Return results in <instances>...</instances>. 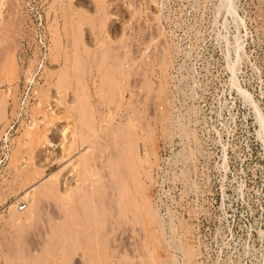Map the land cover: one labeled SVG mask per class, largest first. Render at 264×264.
Returning <instances> with one entry per match:
<instances>
[{
	"label": "rangeland",
	"instance_id": "374dc122",
	"mask_svg": "<svg viewBox=\"0 0 264 264\" xmlns=\"http://www.w3.org/2000/svg\"><path fill=\"white\" fill-rule=\"evenodd\" d=\"M3 133L0 264H264V0H0Z\"/></svg>",
	"mask_w": 264,
	"mask_h": 264
},
{
	"label": "bare ground",
	"instance_id": "6f19581e",
	"mask_svg": "<svg viewBox=\"0 0 264 264\" xmlns=\"http://www.w3.org/2000/svg\"><path fill=\"white\" fill-rule=\"evenodd\" d=\"M152 47V46H151ZM151 50V49H150ZM141 51V50H140ZM149 51V50H148ZM155 51V50H154ZM145 52V51H144ZM149 53H150V51H149ZM153 53V52H152ZM125 55V54H124ZM152 55V54H151ZM150 55V56H151ZM147 56V55H146ZM145 56V57H146ZM109 57V56H108ZM129 57V56H128ZM136 57V56H135ZM144 57V56H143ZM110 58V57H109ZM124 58H125V56H124ZM124 58H122V59H124ZM103 59V58H102ZM121 59V60H122ZM130 59V58H129ZM137 59V58H136ZM165 59H167V58H165ZM114 60H115V57H114ZM103 61V60H102ZM123 61V60H122ZM135 61V60H134ZM105 62V61H104ZM114 62H117L116 60L114 61ZM127 62V61H126ZM130 62V61H129ZM131 62H132V60H131ZM130 62V63H131ZM146 62V61H145ZM162 62V61H161ZM77 63V62H76ZM89 63V62H88ZM111 63H113V62H111ZM130 63H129V65L128 66H130ZM133 63V62H132ZM138 63V62H137ZM163 63V62H162ZM98 64V63H97ZM115 64V63H114ZM123 64V63H122ZM144 64H146V63H144ZM168 64V63H167ZM104 65V64H103ZM110 65V64H109ZM113 65V64H112ZM162 65V64H161ZM117 66V65H116ZM123 66V65H122ZM110 67V69H112L111 68V66H108V68ZM151 67V66H150ZM158 67V66H157ZM117 68H118V66H117ZM121 68H123V67H121ZM126 68V67H125ZM116 69V68H115ZM120 69V68H119ZM127 69V68H126ZM135 69V68H134ZM108 70V69H107ZM118 70V69H117ZM165 70H167L166 68H165ZM164 70V71H165ZM119 71V70H118ZM149 71V70H148ZM153 71V70H152ZM131 72V71H130ZM133 72H135V71H133ZM107 73V72H106ZM113 73V72H112ZM163 73V72H162ZM132 74H134V73H132ZM143 74V73H142ZM122 75H124V74H122ZM117 76V75H116ZM121 76V75H120ZM111 78H114V77H111ZM106 80H108V79H106ZM111 80V79H110ZM140 80V79H139ZM147 80V79H146ZM164 80V79H163ZM166 80V79H165ZM104 81V80H103ZM131 81V80H130ZM133 81V80H132ZM108 82V81H107ZM102 83V82H101ZM148 84V83H147ZM147 84H145V85H147ZM129 85V84H128ZM127 85V86H128ZM144 85V86H145ZM103 86V85H102ZM118 86V85H117ZM109 87V86H108ZM129 87V86H128ZM131 87H133V86H131ZM130 87V88H131ZM107 88V87H106ZM149 91V90H148ZM151 91V90H150ZM143 92V91H142ZM130 93V92H129ZM144 93V92H143ZM124 94V93H123ZM130 94H132V93H130ZM156 94V93H155ZM97 95H98V93H97ZM150 96V95H149ZM115 97V96H114ZM136 97V96H135ZM145 97V96H144ZM143 97V98H144ZM124 99V98H123ZM132 99V98H131ZM133 99H134V97H133ZM89 100V99H88ZM140 100V99H139ZM145 100H147L146 98H145ZM155 100V99H154ZM157 100V99H156ZM143 101V100H142ZM159 102V101H158ZM157 102V103H158ZM132 103V102H131ZM165 103V102H164ZM143 106V105H142ZM121 107V106H120ZM129 107H127V109H128ZM126 109V110H127ZM129 110V109H128ZM156 110H157V108H156ZM133 112H135V111H133ZM138 112V111H137ZM97 113V112H96ZM124 113V112H123ZM163 113V112H162ZM88 114V113H87ZM99 114V113H98ZM129 115V114H128ZM137 115V114H136ZM127 116V115H126ZM121 117V116H120ZM130 118H131V116H129ZM112 118V117H111ZM162 118V117H161ZM167 118V117H166ZM114 119V118H113ZM128 119V118H127ZM95 120V119H94ZM103 120V119H102ZM84 121V120H83ZM141 121V120H140ZM120 122V121H119ZM133 121H131V123H132ZM167 122V121H166ZM121 123V122H120ZM81 124V123H80ZM84 124V123H83ZM134 124V123H133ZM120 125V124H119ZM129 125V124H128ZM127 127V126H126ZM131 127V126H130ZM145 127V126H144ZM87 128V127H86ZM116 128V127H115ZM133 128V127H132ZM137 128V127H136ZM89 129V128H88ZM138 129V128H137ZM141 130V129H140ZM147 130V129H146ZM93 131V130H92ZM123 131V130H122ZM124 131H127V130H124ZM101 132V131H100ZM108 132V131H107ZM131 132H134L133 130L132 131H130V135H131ZM127 133H129V130H128V132ZM140 133H142V132H140ZM121 134V133H120ZM123 134V133H122ZM121 134V135H122ZM126 134V133H125ZM125 136H127V135H125ZM132 136V135H131ZM98 137V136H97ZM135 138H137V137H135ZM128 140V139H127ZM118 143V142H117ZM116 143V144H117ZM123 143H124V141H123ZM132 143H133V141H132ZM98 144V143H97ZM122 144V143H121ZM114 145V144H113ZM122 145H124V144H122ZM129 145V144H128ZM118 146H120V143H119V145ZM125 146V145H124ZM103 147V146H102ZM107 147V146H106ZM131 147V146H130ZM115 148V147H114ZM106 149V148H105ZM121 149V148H120ZM126 149V148H125ZM136 150V149H135ZM135 150H134V152H135ZM86 151V150H85ZM127 151V150H126ZM78 152V151H77ZM117 153V152H116ZM190 154V153H189ZM91 155V154H90ZM112 155V154H111ZM136 155H138V154H136ZM110 156V155H109ZM120 156V155H119ZM128 156V155H127ZM96 157V156H95ZM133 157V156H132ZM138 157V156H137ZM111 158V157H110ZM113 158V157H112ZM128 158H130V157H128ZM118 159H119V157H118ZM138 159V158H137ZM80 160V159H79ZM81 160H83V159H81ZM90 160V159H89ZM122 161V160H121ZM129 161V160H128ZM139 161V160H138ZM86 162V161H85ZM90 162V161H89ZM137 162V161H136ZM88 163V162H87ZM91 163V162H90ZM112 163V162H111ZM110 163V164H111ZM139 163V162H138ZM113 165H114V163H112ZM120 164V163H119ZM109 165V164H108ZM129 165V164H128ZM130 165H131V163H130ZM129 165V166H130ZM139 165H140V163H139ZM112 166V165H111ZM120 166V165H119ZM133 166H135V165H133ZM132 166V167H133ZM141 166H143V165H141ZM88 167V166H87ZM92 167V166H91ZM131 166L129 167V168H132ZM147 167V166H146ZM107 169H109V167H107ZM106 169V170H107ZM133 169H134V167H133ZM133 169H132V171H133ZM136 169V168H135ZM105 170V171H106ZM111 170V169H110ZM119 170V169H118ZM120 171V170H119ZM127 171V170H126ZM125 171V172H126ZM131 171V170H130ZM122 172H123V174H124V171H123V169H122ZM121 172V173H122ZM134 172H135V170H134ZM133 172V173H134ZM101 173V172H100ZM120 173V172H119ZM112 174V173H111ZM127 174H128V171H127ZM88 175V174H87ZM121 175V174H120ZM119 175V176H120ZM122 176V175H121ZM133 176V175H132ZM108 177V176H107ZM118 177V176H117ZM135 177H137V174L135 175ZM109 178V177H108ZM129 179V178H128ZM128 179H126V177L124 176H122V178H119V180H117V178L115 179V180H117V185L118 186H114V188H116L117 190H115V191H118L119 193L118 194H120L119 195V197H117V198H119L118 200L117 199H115V198H113L112 196H108V197H111L110 199H108L106 202L108 203L110 200H112L113 199V202L115 201V203H116V201H118L119 202V204H115V205H119L120 207H122V211L121 212H123V213H128V214H142V217H139V219L137 218V221H139V220H143L142 222H145L146 220L147 221H149V222H154L155 221V219H154V215H155V213H154V215H153V213H150V212H147V210L148 209H146V211H145V208L143 207V206H139L137 203L138 202H136V201H138V200H136L135 198H136V196H134L136 193H135V183L133 184L134 185V187H132V180L131 179H129V180H131V182L128 180ZM136 179V178H135ZM91 180V179H90ZM112 181V180H111ZM40 182V181H39ZM82 183V182H81ZM99 183H101V182H99ZM140 184V183H139ZM42 185V184H41ZM102 185V184H101ZM107 185H109L108 183L106 184V186ZM38 186V185H37ZM40 186V185H39ZM94 186V185H93ZM103 186V185H102ZM141 186V185H140ZM36 187V186H35ZM113 186L111 185H109V187L108 188H112ZM97 189H98V187H96ZM134 188V189H133ZM80 189V188H79ZM95 189V188H94ZM109 190V189H108ZM142 190V189H141ZM35 191V190H34ZM79 192H80V190H78ZM83 191V190H82ZM114 191V189H113V192H115ZM139 191V190H138ZM73 192V191H72ZM71 192V193H72ZM78 192V193H79ZM101 192V191H100ZM105 192H106V190H105ZM110 192V191H109ZM112 192V191H111ZM88 193L89 192H87V195H88ZM99 193V192H98ZM107 193V192H106ZM100 194H102V193H100ZM104 194V193H103ZM108 194V193H107ZM134 194V195H133ZM143 194V193H142ZM74 195V194H73ZM91 195V194H90ZM110 195H112L111 193H110ZM113 196H114V194H113ZM118 196V195H117ZM92 197V196H91ZM102 197H103V195H102ZM107 198V197H106ZM68 199V198H67ZM100 199H101V197H100ZM102 200V199H101ZM140 200V199H139ZM65 201H67V200H65ZM79 201V200H78ZM95 201V200H94ZM101 202V201H100ZM142 202V201H141ZM67 203V202H66ZM88 203V202H87ZM103 203V202H102ZM70 204V203H69ZM81 204V203H80ZM79 204V205H80ZM88 204H91V203H88ZM94 204V203H93ZM109 205H110V203H108ZM111 204H114V203H112V201H111ZM139 204H141V203H139ZM144 204V203H143ZM148 204V203H147ZM101 205H104V204H101ZM146 205V204H145ZM144 205V206H145ZM87 206V205H86ZM90 206H92V205H90ZM104 207H105V205H104ZM112 207V206H111ZM110 207V208H111ZM117 206H115V208H116ZM120 207H119V209H120ZM65 208H68V206L67 207H65ZM88 208H90V207H87V210H88ZM108 208V207H107ZM107 208H106V210H107ZM114 208V207H113ZM112 208V209H113ZM114 208V209H115ZM149 208V207H148ZM83 209V208H82ZM85 210H86V208H84ZM84 209H83V213H84ZM90 209H92L93 210V208H90ZM100 209V208H99ZM109 209V208H108ZM117 209H118V207H117ZM119 209H118V212L117 213H119ZM24 210H26V205H25V209ZM70 210V209H69ZM79 210H81V209H79ZM96 210V209H95ZM116 210V209H115ZM70 211H72V210H70ZM74 211V210H73ZM153 211V210H152ZM20 212H24V211H20ZM86 212V211H85ZM91 212V211H90ZM96 212V211H95ZM101 212V211H100ZM113 212H114V210H113ZM115 212V213H116ZM120 212V213H121ZM81 213V212H80ZM102 213V212H101ZM105 213V212H104ZM107 213V212H106ZM114 213V214H115ZM116 213V214H117ZM73 214V213H72ZM86 214H87V212H86ZM110 214V213H109ZM113 214V215H114ZM71 215V214H70ZM81 215V214H80ZM85 215V214H84ZM93 215V214H92ZM92 215H90L89 217H90V219H91V217H92ZM120 215H122V214H120ZM77 216V215H76ZM106 216V215H105ZM110 216V215H109ZM134 216V215H133ZM144 216V217H143ZM73 217V216H72ZM88 217V216H87ZM88 217V218H89ZM114 217V216H113ZM138 217V216H137ZM68 218V217H67ZM77 218V217H76ZM71 219V218H70ZM97 219V218H96ZM102 219V218H101ZM69 220V219H68ZM93 222H94V219H91ZM108 220V219H107ZM73 221V220H72ZM83 221V220H82ZM88 221H89V219H88ZM127 222H128V219L126 220ZM136 221V222H137ZM91 222V221H90ZM96 222H98V220L96 221ZM108 222H109V220H108ZM78 223H80L79 221H78ZM87 223V222H86ZM69 224H71V221H70V223ZM75 224H76V222H75ZM88 224V223H87ZM94 224V223H93ZM117 224V223H116ZM132 224V223H131ZM135 224V223H134ZM138 224V223H137ZM139 224H140V222H139ZM138 224V225H139ZM141 224H143V223H141ZM151 224V223H150ZM155 224V223H154ZM89 225H90V223H89ZM136 225V224H135ZM144 225H146V224H144ZM87 226V225H86ZM125 226V225H124ZM88 227V226H87ZM118 227V226H117ZM152 227H154V226H152ZM156 227V226H155ZM90 229H91V227H89ZM110 228V227H109ZM135 228V227H134ZM138 228V227H137ZM136 228V229H137ZM149 228V227H148ZM93 229H95V227L93 226ZM111 229V228H110ZM117 229V228H116ZM120 229H121V226H120ZM79 230V229H78ZM98 230V229H97ZM139 230V229H138ZM146 230V229H145ZM155 230V229H154ZM132 231V230H131ZM83 232H85V231H83ZM98 232V231H97ZM100 232V231H99ZM101 232H102V229H101ZM162 232V231H161ZM89 233H91V232H89ZM114 233H115V231H114ZM117 233V232H116ZM133 233H134V231H133ZM132 233V234H133ZM152 234H153V232H151ZM77 234V233H76ZM94 234V233H93ZM102 234H104V233H102ZM101 233H100V236L102 235ZM131 234V233H130ZM145 234H147V233H145ZM158 234V233H157ZM97 235V234H96ZM85 236V235H84ZM92 236V235H91ZM90 236V238L92 239V237ZM118 236V235H117ZM127 236V235H126ZM131 236V235H130ZM137 236H138V234H137ZM146 236V235H145ZM149 236V235H148ZM152 236V235H151ZM159 236V235H158ZM86 237V236H85ZM98 237V236H97ZM101 237H103V236H101ZM100 237V238H101ZM156 237V236H155ZM82 238V237H81ZM113 238V237H112ZM134 238V237H133ZM102 239H106L105 238V236L102 238ZM116 239H118V238H116ZM131 239V238H130ZM148 240L149 239H151L150 237L149 238H147ZM94 240V239H93ZM145 240V239H144ZM154 239H152V241H153ZM89 241H91L90 239H89ZM105 241V240H104ZM158 241V240H157ZM92 242H95V240L94 241H92ZM114 242V241H113ZM143 242V241H142ZM160 242V241H159ZM91 243V242H90ZM101 243H104V242H101ZM100 243V244H101ZM94 244V243H93ZM131 244H133L132 243V241H131ZM142 244V243H141ZM96 245V244H95ZM88 246V245H87ZM94 246V245H93ZM101 246H103V245H101ZM101 246H99V247H101ZM104 247V246H103ZM137 247H139L138 245H137ZM113 248V247H112ZM136 248V247H135ZM145 248V247H144ZM104 250H106L107 251V249H104ZM99 251V253H103V252H105V251ZM114 251V250H113ZM153 251V250H152ZM111 252V251H110ZM93 254V253H92ZM96 255V254H95ZM113 255V254H112ZM146 255V254H145ZM93 256V255H92ZM137 256H139V255H137ZM147 256V255H146ZM95 257H97V255L95 256ZM104 257V256H103ZM112 257V256H111ZM151 257V256H150ZM108 258V257H107ZM107 258H106V260H107ZM114 258V257H113ZM142 258V257H141ZM96 259H98V258H96ZM112 259V258H111ZM119 260V259H118ZM126 260V259H125ZM141 260V259H140ZM153 260V259H152ZM96 261V260H95ZM109 261V260H108ZM107 261V262H108ZM131 261V260H130ZM87 263V262H86ZM126 263H128L127 261H126ZM92 264V263H91ZM98 264H99V262H98ZM108 264V263H107Z\"/></svg>",
	"mask_w": 264,
	"mask_h": 264
},
{
	"label": "built area",
	"instance_id": "2783aa9c",
	"mask_svg": "<svg viewBox=\"0 0 264 264\" xmlns=\"http://www.w3.org/2000/svg\"><path fill=\"white\" fill-rule=\"evenodd\" d=\"M41 46H43V48H45V42L42 41L41 39H39ZM0 142L2 143L0 145V149L1 150H9V140L8 137L6 136L5 133L2 134V139H0ZM25 209V205L21 204L20 206H18V211H24Z\"/></svg>",
	"mask_w": 264,
	"mask_h": 264
}]
</instances>
